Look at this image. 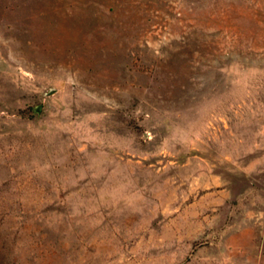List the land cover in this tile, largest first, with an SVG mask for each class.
<instances>
[{
  "label": "rangeland",
  "instance_id": "rangeland-1",
  "mask_svg": "<svg viewBox=\"0 0 264 264\" xmlns=\"http://www.w3.org/2000/svg\"><path fill=\"white\" fill-rule=\"evenodd\" d=\"M0 264H264V0H0Z\"/></svg>",
  "mask_w": 264,
  "mask_h": 264
},
{
  "label": "water",
  "instance_id": "water-1",
  "mask_svg": "<svg viewBox=\"0 0 264 264\" xmlns=\"http://www.w3.org/2000/svg\"><path fill=\"white\" fill-rule=\"evenodd\" d=\"M56 92H57L56 89H51V90L46 94V96L49 97V96L55 94ZM42 108H43V105L41 104V105L35 107V108H34V111H35L37 114H41V112H42Z\"/></svg>",
  "mask_w": 264,
  "mask_h": 264
}]
</instances>
